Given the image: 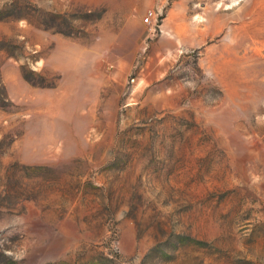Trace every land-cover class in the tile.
<instances>
[{"label": "rangeland", "instance_id": "1", "mask_svg": "<svg viewBox=\"0 0 264 264\" xmlns=\"http://www.w3.org/2000/svg\"><path fill=\"white\" fill-rule=\"evenodd\" d=\"M0 264H264V0H0Z\"/></svg>", "mask_w": 264, "mask_h": 264}, {"label": "built area", "instance_id": "2", "mask_svg": "<svg viewBox=\"0 0 264 264\" xmlns=\"http://www.w3.org/2000/svg\"><path fill=\"white\" fill-rule=\"evenodd\" d=\"M155 15L154 10L152 9H147V11L145 12V15L143 16V21L145 23H151L153 17Z\"/></svg>", "mask_w": 264, "mask_h": 264}]
</instances>
